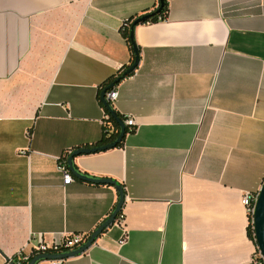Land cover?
<instances>
[{"label":"crops","instance_id":"0c3cea01","mask_svg":"<svg viewBox=\"0 0 264 264\" xmlns=\"http://www.w3.org/2000/svg\"><path fill=\"white\" fill-rule=\"evenodd\" d=\"M158 3L0 0V264L113 212L115 185L64 184L60 161L105 144L99 90L134 63L123 23ZM168 5L135 27L140 63L114 86L135 131L74 158L123 185L124 224L66 264H254L242 199L264 184V0Z\"/></svg>","mask_w":264,"mask_h":264},{"label":"water","instance_id":"95a60500","mask_svg":"<svg viewBox=\"0 0 264 264\" xmlns=\"http://www.w3.org/2000/svg\"><path fill=\"white\" fill-rule=\"evenodd\" d=\"M161 11V8L156 10L153 13L150 14H145L143 16H140L136 20H134L132 24V29H131V39L132 43L135 46V62L127 68L123 74L117 78L115 82H113L109 87L105 88L102 91V100L104 104L107 106L108 110L110 111L111 115L113 118L116 119V121L119 123L121 130L118 135V137L106 144L102 145H97L94 147H85V148H78L74 150L68 157L67 163L69 166V169L72 173V175L76 178H79L81 180H86L94 183H105V184H112L115 185L116 188L118 189L119 192V200L117 202L116 207L114 208L113 212L110 214V216L103 222L101 223L89 236V238L84 242L81 246L72 249V250H67L62 253H55V254H40L32 258V260L29 262V264H38L41 261L44 260H54V259H59V258H70L74 256H78L88 250L96 241V239L111 225L115 223V220L118 216V214L122 211L124 202H125V197L126 193L124 190V187L121 183L117 182L115 179L110 178V177H97V176H92L87 173L81 172L80 170L77 169L75 163H74V158L78 155L85 154V153H93V152H98V151H103L107 150L110 148L117 147L124 139L126 135V124L124 120H122L117 111L113 108V106L110 104L108 99L106 98L107 92L109 88H113L123 77L126 75H129L135 71V69L138 67L140 63V55L139 51L136 47L135 41H134V29L138 23L144 22L145 20H148L152 15H155L156 13H159ZM254 226H255V234H256V243L258 248L260 249L263 257H264V184L262 185L258 199L255 204V212H254Z\"/></svg>","mask_w":264,"mask_h":264},{"label":"built area","instance_id":"2783aa9c","mask_svg":"<svg viewBox=\"0 0 264 264\" xmlns=\"http://www.w3.org/2000/svg\"><path fill=\"white\" fill-rule=\"evenodd\" d=\"M166 19V18H164ZM160 17V20H164ZM128 26V22L123 23V27ZM119 95V91L116 87H113L107 92L106 98L110 102V104L113 106L114 102L117 100ZM106 110V109H105ZM110 114L106 111V120L109 118ZM126 126L129 128H136L137 121L133 116L125 115L124 120ZM74 150H68L64 153V155L61 158L60 161V170L63 173V180L64 184H69L74 181V176L72 175L67 160L69 155ZM259 191L257 192H251L247 191L244 193L242 202L244 206H246L248 210V214L250 216V222H249V231L251 237L256 241V234H255V226H254V212H255V204L259 196ZM125 221V215L121 211L115 222H118L120 225H123ZM90 234H84V233H73V234H65L62 238L56 239L52 242H48L44 240L42 237H39L38 240L34 243L35 236H30L29 240L26 242L24 246H22L14 258H11L8 260L7 264H29V262L37 255L40 254H55V253H62L67 250L75 249L79 246H81L86 240L89 238ZM127 239V236H124V238L121 240V242H125ZM68 258H59L54 260H49L50 264H66ZM252 262L254 264H264V257L260 251V249L257 247Z\"/></svg>","mask_w":264,"mask_h":264},{"label":"trees","instance_id":"16d2710c","mask_svg":"<svg viewBox=\"0 0 264 264\" xmlns=\"http://www.w3.org/2000/svg\"><path fill=\"white\" fill-rule=\"evenodd\" d=\"M168 7H169L168 0H159L158 5L153 10H151L149 12H146V13L140 15V16H143L145 14L153 13V12H155L156 10H158L160 8H161V11L159 13H156L155 15H152L148 20H145L144 22H141V23L157 22V21H159L160 17L163 18V19L164 18H167V16H168ZM140 16L132 17V18L126 20V22H128V26H126V27H123L122 26L123 34L126 37V39L128 40V42L130 43V46H131V49H132L133 62H135L136 53H135V46L133 45L132 39H131V29H132V24H133L134 20H136ZM138 24H140V23H138ZM134 41H135L136 47H137V49L139 51V55H140V48L138 47L135 38H134ZM126 69L127 68H123L122 71L120 73H118V75L113 76L112 78H110L109 80H107L103 84V86L100 88V90H99L100 101L103 104V106L105 107L106 111L110 114V116L105 121V124H104V135L102 137V140H100V142H98V143H105V144L106 143H109V142L115 140L118 137L119 133H120L121 127H120L119 123L116 121L115 118H113V116L111 115V113L108 110L107 106L104 104V102L102 100V91L105 88L109 87L113 82H115L117 80V78L120 77ZM127 76L128 75H126L125 77H127ZM125 77H123L122 79H124ZM110 89L111 88H109L108 91ZM117 113H118L119 117L122 120H125V116L124 115L120 114L119 112H117ZM133 131H135V128H129L128 126H126V135L128 133H130V132H133ZM123 141H124V139H123ZM123 141L118 146H120L123 143Z\"/></svg>","mask_w":264,"mask_h":264}]
</instances>
